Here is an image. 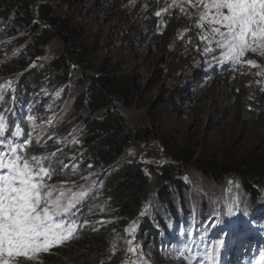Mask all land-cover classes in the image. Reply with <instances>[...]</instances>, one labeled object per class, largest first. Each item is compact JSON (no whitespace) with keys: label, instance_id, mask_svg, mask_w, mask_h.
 I'll return each instance as SVG.
<instances>
[{"label":"rangeland","instance_id":"rangeland-1","mask_svg":"<svg viewBox=\"0 0 264 264\" xmlns=\"http://www.w3.org/2000/svg\"><path fill=\"white\" fill-rule=\"evenodd\" d=\"M158 2L52 0L50 3L56 14L81 26L83 42L90 54L85 63L90 69L89 76L104 67L131 79L136 99L131 108L122 111L134 128H144L155 121L178 143L199 149L208 159H217L218 162L228 157L263 152L264 111L257 108L260 105L256 94L264 93L260 91L264 85L255 83L258 79L264 80V76L255 75L260 69H250L247 65L243 68L238 65L233 69L217 64L213 60L215 53H203L205 44L197 39L196 34L200 30L193 26L194 19L182 15L180 7L169 8L158 17L155 11L165 8L172 0H162V4ZM178 3H183V0H178ZM9 25L0 22V64L4 65L24 54L29 57L25 50L27 52L30 44L19 28L20 24L14 21L13 27ZM185 28L190 30L181 39L179 33ZM189 37L190 44L187 42ZM63 53L61 42L54 40L44 49L41 57L26 59V70L38 71L40 84L36 87L35 101L42 108L34 120H30V125L38 132L39 140H50V145L56 143L59 150H67L69 146L80 143L81 127L72 117L69 104L73 96L87 85V79L81 74L84 67L79 66L73 67L68 81L53 82L57 79L52 71L53 63ZM244 59L255 60L260 68H264L262 56L247 53ZM241 72L245 74L241 75ZM8 82H14V76L0 77V84L6 85L5 92ZM242 91L244 95L240 93ZM250 96L252 99H249ZM239 98H242L240 105ZM63 125L62 135L52 133L53 128ZM80 150H74V153ZM124 161L141 163L149 174L171 162L155 140L132 142L117 160L118 163ZM179 176L188 186L185 197L193 203L192 208L187 209L192 215V223L188 232H183L182 226H178L172 235L169 248L174 252L170 251L171 256H181L190 264H235L231 255L233 249L240 247L239 252L244 253L249 241L257 247L247 253L258 260L260 251L264 250V213L238 218L235 210H242L251 200L236 178L228 177L225 183L216 185L208 182L194 167H189ZM100 180V176L92 175L82 185L90 187L91 192L95 187H101ZM181 199L182 195L173 193L171 203L179 206L180 210L185 203ZM157 202L152 204L147 215H153L157 206L164 219L170 218L168 213L173 204L170 208ZM210 203L220 211L226 210L224 217L228 219L221 220L222 212L220 217H215L220 213L218 210L212 217L208 216L202 232L198 228L197 209ZM137 223L140 221L135 223L134 234L128 233V240H132L136 247L139 246L137 235L143 230L142 225L137 226ZM207 234L209 236L204 245L195 243L197 237ZM240 234L244 235L243 240ZM259 238L262 242L257 244ZM221 240L224 241L223 246L218 243ZM242 241L244 245L239 244ZM200 248L202 253H197ZM125 249L116 251V264H122L126 257L136 259L126 254ZM47 256L41 253L37 260L24 261L23 264H47ZM193 256L195 258L191 260ZM220 258L222 260L218 262Z\"/></svg>","mask_w":264,"mask_h":264},{"label":"trees","instance_id":"trees-1","mask_svg":"<svg viewBox=\"0 0 264 264\" xmlns=\"http://www.w3.org/2000/svg\"><path fill=\"white\" fill-rule=\"evenodd\" d=\"M51 1L0 0V22L9 23L11 27L14 21L18 22L30 44L27 52L25 50L29 57L24 54L7 65L0 64V77L14 76V82H11L6 92L3 91L0 113L9 121L10 130H15L16 124L24 129V136L20 138L11 137L10 132L6 133L10 139L22 142L31 133V139L40 142L39 145H33L31 152H57L62 164H53L58 171L50 183L75 181V185H66L75 188L86 184L92 175L100 176L101 187H95L89 192L86 206L77 212V216L82 214L93 222L106 220L110 223L98 232L87 228L81 230L78 239L62 248L53 249L52 254L45 258L47 264H99L100 261L103 264H116L115 255L108 259L111 255L110 247L115 242L117 251H123L127 247L125 241L129 238L125 230L138 221L140 223L137 226L143 227L137 235L138 248L150 264H180L170 257L166 242L171 239L178 226H182V229L189 228L192 223V215L187 209H191L193 203H190V198L185 197L188 186L179 176L189 167H194L208 182L216 185L225 183L228 177L236 178V182L248 193V199L251 200L242 210L237 211L234 208L239 219L264 213V151L247 156L228 157L218 162L217 159H208L199 149L178 143L159 128L155 121L144 128H134L122 111L131 108L136 99L131 79L104 67L89 76L90 69L85 63L90 54L83 42L81 26L56 14ZM160 1L162 0L158 3L162 4ZM54 40L61 42L64 53L53 63L52 71L57 76L53 82L68 81L74 66L84 67L81 74L87 79L86 87L81 88L69 104L72 117L81 127L80 143L59 151L56 143L50 145V140L38 139V132L31 127L29 116H26L28 106L32 107V117L42 111L35 101L36 87L40 84L38 71L26 70V59L41 57L44 49ZM240 93L244 95V91ZM256 95L260 105L257 108L264 111V93ZM241 99L239 98V105ZM63 129L64 125L51 131L62 135ZM150 140L157 141L171 161L160 166L159 171L149 174L139 162H117L132 142ZM79 148L81 150L78 154L74 153ZM63 164H68L69 168L61 173L59 168ZM174 192L183 196L181 202L185 203L182 210L171 203ZM156 201L170 208L173 204L171 212L168 213L170 218L164 219L157 206L153 215H147ZM218 210L211 203L198 208V227L205 230L204 224L208 216L212 217ZM226 212L222 210L215 217L221 214V220L228 219L224 217ZM113 229L116 231L113 232Z\"/></svg>","mask_w":264,"mask_h":264},{"label":"snow or ice","instance_id":"snow-or-ice-1","mask_svg":"<svg viewBox=\"0 0 264 264\" xmlns=\"http://www.w3.org/2000/svg\"><path fill=\"white\" fill-rule=\"evenodd\" d=\"M175 7H180L182 15L194 19L193 26L200 30L196 34L197 39L205 44V55L215 53L213 60L217 64L233 69L238 65L240 68L245 65L250 69L258 68L260 70L255 75L264 76V68H260L257 61L244 59L247 53L264 57V0H183V3L172 0L165 8L155 11V15L159 17L162 12ZM189 30L185 28L180 32V38L183 39ZM187 42L191 43V37ZM255 83L264 85V80L258 79ZM10 86L11 82H8L7 87ZM5 88L6 85L0 84V100L4 98ZM260 91L264 92V87ZM28 119L34 120V117L29 116ZM9 132L11 137L24 136V129L19 124L15 125V130H10L9 121L0 114V264L37 260L39 254H52L53 249L78 239L81 230L87 228L98 232L110 223L105 220L93 222L82 214L77 216V212L86 206L90 187L80 185L74 190L66 185H75V181L68 180L50 183L58 171L53 164H62L57 152L33 153V145L40 142H34L31 133L18 142L6 135ZM67 168L69 165L63 164L59 171L63 173ZM125 231L133 235L135 222ZM125 243L126 254L136 259L126 257L122 264H150L145 254L133 246L132 240ZM218 243L223 246L224 241ZM116 251L113 242L109 260ZM253 264H264V250L260 251L259 259Z\"/></svg>","mask_w":264,"mask_h":264},{"label":"clouds","instance_id":"clouds-1","mask_svg":"<svg viewBox=\"0 0 264 264\" xmlns=\"http://www.w3.org/2000/svg\"><path fill=\"white\" fill-rule=\"evenodd\" d=\"M31 108H30V106H28L27 107V109H26V116L28 115V116H30V113H31ZM50 254H48V256H49Z\"/></svg>","mask_w":264,"mask_h":264},{"label":"bare ground","instance_id":"bare-ground-1","mask_svg":"<svg viewBox=\"0 0 264 264\" xmlns=\"http://www.w3.org/2000/svg\"><path fill=\"white\" fill-rule=\"evenodd\" d=\"M2 110H3V109H2ZM240 235H241V236H240V239L243 240L244 235H243V234H240ZM252 238H254V237H252ZM252 238H251V239H252ZM256 241H257V240H256ZM239 244H240V245H241V244L243 245V244H244V241L240 242ZM257 244H260V243L257 241Z\"/></svg>","mask_w":264,"mask_h":264}]
</instances>
